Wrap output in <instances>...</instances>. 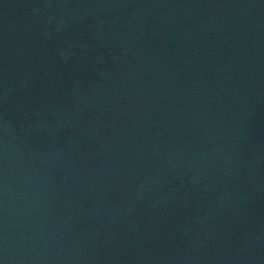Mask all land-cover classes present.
Here are the masks:
<instances>
[{"label":"water","instance_id":"water-1","mask_svg":"<svg viewBox=\"0 0 264 264\" xmlns=\"http://www.w3.org/2000/svg\"><path fill=\"white\" fill-rule=\"evenodd\" d=\"M0 264H264V0H0Z\"/></svg>","mask_w":264,"mask_h":264}]
</instances>
